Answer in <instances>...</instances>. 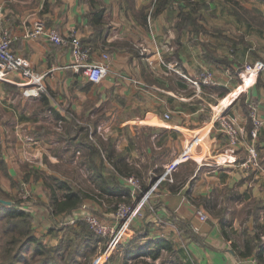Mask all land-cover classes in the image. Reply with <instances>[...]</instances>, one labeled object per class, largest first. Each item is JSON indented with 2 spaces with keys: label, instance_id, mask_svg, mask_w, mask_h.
<instances>
[{
  "label": "crops",
  "instance_id": "obj_1",
  "mask_svg": "<svg viewBox=\"0 0 264 264\" xmlns=\"http://www.w3.org/2000/svg\"><path fill=\"white\" fill-rule=\"evenodd\" d=\"M96 7L105 9L97 32L89 22V0H0V31L13 37L12 51L32 71L44 74L45 87L40 96L26 97L17 84L0 80V117L12 128L0 129L1 188L14 192L11 179L26 183L37 202L28 207L33 219L47 223L43 179L73 178L96 191L102 179L107 192L85 199L80 213L113 222L110 185L129 187L125 177L134 176L150 189L143 214L147 205L154 213L125 225L116 243L89 264H104L116 244L141 230L147 235L140 243L166 237L190 264H256V250L264 248V0H99ZM36 18L63 34L74 29L89 61L106 53L102 80L92 82L74 66L68 44L23 37V25ZM204 69L214 81L197 89L190 79ZM18 97L22 106L33 102L25 115L16 113ZM249 100L262 120L253 139L258 164L242 166L253 127ZM225 108L243 130L235 145L219 128ZM187 143L192 158L162 177ZM28 169H39L43 178L23 180ZM207 205L222 207V217L212 216ZM228 228L238 231L239 252L246 238L255 237L248 256L233 250Z\"/></svg>",
  "mask_w": 264,
  "mask_h": 264
},
{
  "label": "trees",
  "instance_id": "obj_2",
  "mask_svg": "<svg viewBox=\"0 0 264 264\" xmlns=\"http://www.w3.org/2000/svg\"><path fill=\"white\" fill-rule=\"evenodd\" d=\"M98 1L99 0H89L90 11L88 13L89 22L96 32L100 31L101 29V23L103 21L105 12L104 8L96 7ZM52 43L56 44L54 42ZM250 102L253 101L249 100L248 102H246L245 106L247 108L250 126L252 127L253 120L250 117ZM38 170L28 169L24 173L23 179L25 181H28L31 174H33V176L35 177L34 180H37L38 177L42 179L43 172H39ZM53 179L55 185H49L48 183L44 182L48 191L47 208L51 214L50 219L51 217H56L60 214L65 215L64 217L74 216L75 214L80 213V210H83V201L85 199L93 198V194L101 195L107 192V187L104 183L101 182L102 179H100L99 184L96 183L95 185V188L98 191L94 189L95 191L93 192L83 189H74L70 186V183L63 179H58L57 177H53ZM12 184L17 186V184H20V181H15V183L12 182ZM110 191L115 195V198L113 199V214H115L119 201L128 202L131 199L130 188L124 186L120 182H115L113 183V186L110 185ZM137 197L139 198V193L137 194ZM9 201L11 203H9L8 205L0 201V264H59L58 260H61L64 264H70L71 260L65 257V253L71 250V248L75 245L73 238L82 237L83 240L81 242L83 244V247L87 248V246L89 245L91 247H94V249H98V244L103 241L104 243L102 247H100L97 251V255L100 254L109 243V237H100L88 228L82 216V214L87 212H83L82 214L80 213V216H78L76 222L73 223L75 225H71L69 227L71 236L66 237L65 240L60 239L54 245L48 244L45 239L40 238L34 231V227L32 225L33 215L32 212L28 209L30 205L23 206L24 204L22 200L16 202L9 199ZM74 211L78 212L74 213ZM153 213L154 211H152L147 205L144 209V214L141 219H144L147 214ZM150 224V222H147L142 229H148ZM221 224H223L222 234L227 237V234L225 232V223L222 222ZM134 231L136 230L134 229ZM88 232L89 234L93 233L94 235L99 237V240L101 242L99 243V240L88 241L89 239L86 237ZM139 232L144 231L141 230L136 232L137 235L134 238L127 240V242H125L124 244L115 245V248L117 246H120L119 249L122 253L121 264H126L127 260L125 261V258L137 260L138 258H141V256H148L150 259L154 260L160 257L163 251L172 253L173 256L176 255L178 258L180 255L182 256V252H180V249L178 247L176 249L174 243L166 237L152 238L151 241H149L148 239V241L140 243L141 237L147 235V233H145L144 235H140ZM82 234H85V236ZM52 236L56 237V235ZM254 240L255 237L253 236H251L250 238H246L244 244L242 245L243 250L240 252L239 245L235 243L233 245V250L240 256H248V253L251 251L252 247L251 242H253ZM262 250H264V248H258L256 250L257 254L256 256H254L259 264H264V251ZM73 252H77V250L73 249ZM83 254H86V252H84ZM111 255L104 264H113L114 257H111ZM122 258H124L123 261ZM65 260H67V262H65ZM182 263L190 264L189 262H186V260L183 261V259ZM115 264H117V262ZM145 264L150 263L145 261Z\"/></svg>",
  "mask_w": 264,
  "mask_h": 264
},
{
  "label": "built area",
  "instance_id": "obj_3",
  "mask_svg": "<svg viewBox=\"0 0 264 264\" xmlns=\"http://www.w3.org/2000/svg\"><path fill=\"white\" fill-rule=\"evenodd\" d=\"M22 36L26 38L44 37L56 44H68L75 57L74 66L78 68L83 67L85 74L92 82H100L108 71V55L103 53L100 59L89 61V50L79 42L74 29L67 34H63L55 28L48 27L43 19L36 18L23 25ZM12 41L13 37L10 36L6 29L0 31V80L17 84L21 88V93L26 97H38L45 90L43 84L44 74H38L32 71L25 59L12 51ZM12 74L19 79H12L10 77ZM190 80L197 89H199L201 85L213 83V72L209 69L201 70L196 74L195 78ZM249 107L251 109L250 117L253 120V127L249 132L251 138L247 145V157L240 164L242 166L258 164V153L253 139L257 136L258 128L262 124V120L258 117L256 104L250 102ZM226 108L221 110V114L218 117L219 128L226 135L227 143L229 145H235L241 141L243 130L239 127L236 117L227 112ZM165 116L169 117V114H165ZM191 146V143L185 144L182 151L165 166L162 177L165 175L169 176L181 162L192 158ZM125 181L130 188L131 199L128 202H118L113 222L105 221L90 212L82 214L86 225L93 233L100 237H109L110 240L107 247L113 246V244L116 243L125 225H128L135 218H139L143 215V203L150 195V189L143 188L140 179L134 176H127L125 177ZM138 193H141V196L140 199L137 200ZM196 213L202 221L208 218L207 213L202 209H198ZM78 216H80L78 213L74 216H70L68 222L75 223ZM118 221L121 222L120 227L116 226V222ZM255 263L259 264L257 261Z\"/></svg>",
  "mask_w": 264,
  "mask_h": 264
},
{
  "label": "rangeland",
  "instance_id": "obj_4",
  "mask_svg": "<svg viewBox=\"0 0 264 264\" xmlns=\"http://www.w3.org/2000/svg\"><path fill=\"white\" fill-rule=\"evenodd\" d=\"M196 6H199V5H196ZM14 100H15V103H16L15 105L17 107L16 113H19L21 115H25L26 110L28 108H32L33 107V102H31V101H26L24 103V106H22L21 104H19V103L22 102L20 97H18L17 99H14ZM225 104H226V102H225ZM222 105H223V103H222ZM2 112L6 113L7 111L3 110ZM7 113H12V111H8ZM40 118H41L40 119V121H41L40 124H43L42 123V121L44 120L43 115H41ZM4 120H5L4 117H0V129L5 131V133H8V131H10L12 129L9 126V125H11V122L9 120H5V122H4ZM3 122H4L5 126H6V128L2 124ZM26 133H27V131H26ZM43 180H44L43 182H45V179H43ZM63 180H65L68 183H70L71 184L70 186L73 187L74 189L89 190L91 192L95 191L94 190V186L91 185V183L79 182L78 180H75L73 178L63 179ZM12 182L15 183V181H13L11 179V186L13 188L15 187L16 190L14 192H10V191L7 192V191H4L1 188V186H0V198L4 199V200H7V201H9V199H11V200H14L16 202L22 200V202L24 204L23 206H27V205L32 206V205H34V203L36 201L32 197V194H31L27 184L26 183L25 184H21L20 183V184H17V186H15L14 184H12ZM46 183H48L49 185H55L54 184V179H48ZM6 205H8V204H6ZM206 207H207L206 210L212 216L217 217V218H221L222 217V211H223L222 207H215L213 205H209V206L207 205ZM68 219H69V217L56 216L54 218L51 217V221H47V223H41V218H39L38 220L35 218L32 221V225H36V227L39 228L38 233H37V229H35V228H34V231H35V233H37V235L40 238L44 239V235L48 234L50 236V238L45 239V241L48 244H53L54 245L60 239L65 240L66 237L71 236V231H70L69 227L71 225H75V224L69 223ZM35 221H37V222H35ZM34 222H35V224H34ZM234 225L237 226L236 224H234ZM234 225H233V227H234ZM230 229L231 228H228L229 236L233 239L234 243L238 244V231L234 230L233 228L231 230ZM52 235H56V237L52 236ZM82 235L85 236V234H82ZM86 237L89 239L88 241H98L99 240V237H97L93 233L89 234V232L86 235ZM73 240H74L75 245L71 248V250H69L67 253H65V257L69 258L71 260L70 264H89L90 261H92V259L97 255V251L99 250L100 247H102V245L104 243L103 241L101 242L99 240V243L101 242L100 244H98L99 248L98 249H94V247H91L89 245L87 246V248L83 247V244L81 242L83 240L82 237L73 238ZM119 248H120V246H117L116 250H114V253H112V255H111V257H114L113 264H115L116 262H117V264H121V254L122 253H121V250ZM73 249H76L77 252H73ZM84 252H86V254H83ZM146 259L147 260L138 258L137 260H135V259L131 260L130 258H125V261L127 260L126 264H132V263H134V264H136V263L145 264V261L149 262L150 264H183L182 260H180L176 255L173 256L172 253H168L166 251H163L161 256L158 257V259H156V260H153V259H150V258H146ZM123 260H124V258H122V261ZM58 261H59L58 262L59 264H64L61 260H58ZM65 262H67V260H65Z\"/></svg>",
  "mask_w": 264,
  "mask_h": 264
},
{
  "label": "water",
  "instance_id": "obj_5",
  "mask_svg": "<svg viewBox=\"0 0 264 264\" xmlns=\"http://www.w3.org/2000/svg\"><path fill=\"white\" fill-rule=\"evenodd\" d=\"M0 201H1V202H4V203H6V202L9 203V202H10V201L3 200V199H1V198H0Z\"/></svg>",
  "mask_w": 264,
  "mask_h": 264
}]
</instances>
